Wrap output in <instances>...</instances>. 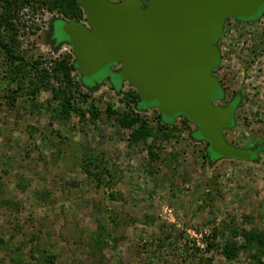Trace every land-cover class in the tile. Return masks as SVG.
Returning <instances> with one entry per match:
<instances>
[{
  "label": "rangeland",
  "instance_id": "374dc122",
  "mask_svg": "<svg viewBox=\"0 0 264 264\" xmlns=\"http://www.w3.org/2000/svg\"><path fill=\"white\" fill-rule=\"evenodd\" d=\"M75 6L64 2L60 15L24 4L15 43L0 27L22 55L0 45V264H264V151L210 163L193 122L132 109L136 88L113 71L119 64L91 78L69 73L75 54L51 39V23L87 24ZM217 44L215 102L240 97L225 136L255 148L264 143V11L228 17ZM130 109L151 129L146 141L121 124Z\"/></svg>",
  "mask_w": 264,
  "mask_h": 264
},
{
  "label": "water",
  "instance_id": "95a60500",
  "mask_svg": "<svg viewBox=\"0 0 264 264\" xmlns=\"http://www.w3.org/2000/svg\"><path fill=\"white\" fill-rule=\"evenodd\" d=\"M87 24L58 22L84 78L119 64L117 76L133 85L144 104L165 118L185 115L216 156L252 159L253 151L228 142L236 102L221 105L213 74L217 41L228 17L250 18L264 0H79Z\"/></svg>",
  "mask_w": 264,
  "mask_h": 264
},
{
  "label": "trees",
  "instance_id": "16d2710c",
  "mask_svg": "<svg viewBox=\"0 0 264 264\" xmlns=\"http://www.w3.org/2000/svg\"><path fill=\"white\" fill-rule=\"evenodd\" d=\"M29 2H36V3L43 4V5L48 7V10L50 12H55L54 10H57L60 13V15L62 13H64V12H66L64 9H62L64 2L73 3V4L76 5L75 7H77V5L81 6L79 0H0V27L2 25H4V27L7 28L8 41H12V43H15V40H16L15 39V35L17 34L16 23L14 21H12V20L17 16L18 8H20L21 6H23L24 4L29 3ZM146 5H147V0L146 1L144 0V6H146ZM12 9H14L15 11L11 12ZM263 11H264V8L261 9L260 12L258 13V15L254 16V17H250V18L235 17V18L240 20V21H242V22H249V21L257 19L263 13ZM60 15H56L53 18V21L51 23V31H52L51 32V39H53V40L55 39V42L57 44L59 42H61V41L66 42V43L69 44V42L65 38L61 39V37L59 36L60 33H59L58 29H57L58 22L62 21V20H65ZM36 29H41V26L36 25ZM3 39H4V35H2V33H0V45L4 46L6 48L7 54L11 58L18 59V58L22 57V55H20L19 53H14V51H12V49L10 48L9 43L8 42L6 43ZM218 64H219V62H218ZM115 65H117V64H115ZM217 65L215 66V68L217 67ZM67 69H68L69 73L71 71H73V70H76V71L78 70L77 67H76V64H75V59L68 65ZM118 70H113V71L117 73ZM109 79H111V78L109 77ZM85 85L89 89H97L99 87V85H100V81H98V82H96L94 84H91V85H88V84L85 83ZM121 85H122V83H114L112 81V88L116 89L117 91L120 90ZM219 94L221 95V89H220V93ZM218 98H221V96L220 97H216V99H218ZM239 100H240V97L239 96H235L234 99L231 102H236V106H237ZM132 104L134 105V106H132V109L136 108L139 111L146 110L149 107L150 108H157L154 105L150 106L148 104H144L142 102L140 94L138 93L137 90L133 93V102H132ZM93 108L94 107H92V109ZM71 109H72L71 102L68 101V103L65 104V107H64L63 111H64V113H69ZM157 110H158L159 119H160V121L163 124L171 125L174 122V118L175 117H173V118H165L158 108H157ZM129 111L126 112V114H125L126 116L122 120L121 124L126 129L127 128L128 129H132L131 132H130V137L132 139L146 141L152 134L151 133V129L148 127L147 123L144 120H140L139 118L132 117L131 115L133 113L131 112V109ZM180 115L185 117V119H187L188 121H190L183 114H179L177 116H180ZM233 124H234V121H233ZM197 129H198V127H197ZM193 137L196 140H198V139L204 140L203 138H201V137H199L197 135V130L195 131V133H193ZM204 141L206 142L207 157H208V160H209L210 163H214V162H216L217 160H219L221 158H225L223 156H216V155L212 154L210 152V149H209V145H210L209 141H207V140H204ZM255 149H259V150L257 151L255 157H253L251 160H256L258 158V156H259V153L264 151V143L258 144L255 148L246 149V150L253 151ZM149 153L152 155L153 151L151 149H149ZM236 159H238V158H236ZM251 236L252 235H249L250 238H252ZM253 237H257V235H255ZM258 242L260 243V239H258ZM209 244L212 245V243H209ZM222 250H223L224 254H226L227 257H230L232 254H234L233 249H230L229 247H223Z\"/></svg>",
  "mask_w": 264,
  "mask_h": 264
},
{
  "label": "flooded vegetation",
  "instance_id": "af4514ba",
  "mask_svg": "<svg viewBox=\"0 0 264 264\" xmlns=\"http://www.w3.org/2000/svg\"><path fill=\"white\" fill-rule=\"evenodd\" d=\"M114 66V65H113Z\"/></svg>",
  "mask_w": 264,
  "mask_h": 264
}]
</instances>
